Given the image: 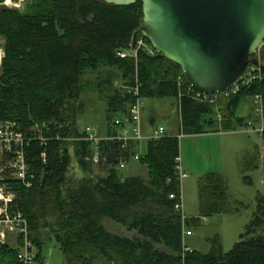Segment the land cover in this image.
<instances>
[{
  "label": "trees",
  "instance_id": "1",
  "mask_svg": "<svg viewBox=\"0 0 264 264\" xmlns=\"http://www.w3.org/2000/svg\"><path fill=\"white\" fill-rule=\"evenodd\" d=\"M141 19L140 1L112 5L99 0H31L23 11L0 5V120H15L24 131L46 122L53 134H77L75 113L82 109L79 100L85 76L104 67L120 72L124 85L133 84L136 73L143 98H174L183 134L243 127L250 115H238L236 109L245 97L261 94L264 98V73L227 98L218 121L214 105L188 96L178 100L177 77L182 72L176 63L144 50L136 57L117 54L129 47ZM261 47L252 58L264 60V44ZM104 82L109 91L104 98L106 129L111 133L113 117L127 112L131 95L112 80ZM120 144L116 140L94 144L52 139L45 163L38 141L26 148V161L36 178L30 187L5 180L14 193L7 211H20L27 219L28 239L37 249L35 264H45L43 249L49 241L58 246L67 264H264V234L257 233L264 225V191L232 249L223 251L217 235L209 239L207 253L186 249L181 216L174 208L176 199L169 198L171 193L180 194L175 161L179 137L165 133L146 141L139 161L147 166L148 180L121 178L119 159L136 152L138 144L131 143L127 151ZM95 154L106 174L75 176L74 167L91 173ZM257 159L255 154L250 157L248 168H256ZM244 179L250 182V176ZM226 194L222 175L210 173L202 178L203 216L206 211H223L221 201ZM105 218L134 231V236L109 231ZM199 219L187 218L186 226ZM18 237L16 246L0 241V264H22L18 258L22 238Z\"/></svg>",
  "mask_w": 264,
  "mask_h": 264
},
{
  "label": "rangeland",
  "instance_id": "2",
  "mask_svg": "<svg viewBox=\"0 0 264 264\" xmlns=\"http://www.w3.org/2000/svg\"><path fill=\"white\" fill-rule=\"evenodd\" d=\"M12 1L19 2V6H12L10 4ZM29 1L31 0H3L0 5L8 6L5 4L8 2L12 7L23 11L25 3ZM2 43L3 39L0 38L1 57L3 54ZM261 46L256 51L258 55ZM258 60L264 65V60H261V58H258ZM261 73L263 72L261 71ZM106 80H112L114 85L125 90L122 76L116 69L100 67L94 72H88L85 76L84 90L79 100L82 103V109L76 110L75 113V126L78 127V130L83 125H89L97 130L99 134L104 135L106 133V102L104 98L109 93L105 88L107 87L104 82ZM226 100L220 98L218 103L212 104L221 117L220 108L224 106ZM79 101L75 103V107L79 105ZM251 111V97H245L238 105L236 113L248 116L252 115ZM141 119L145 129L144 133L151 134L155 127L163 126L166 131H172L179 137L180 164L187 173V176L181 179L180 185L182 210L188 218L200 217L196 224L190 227L186 226L192 233L183 236V244L189 248L207 253L211 247L209 239L217 235L223 251L227 252L232 249L234 244L240 240L239 236L245 231L246 225L253 218L258 195L264 191L262 170L264 137L261 138L256 133H245L239 130L183 134L180 131L176 103L172 97L145 98ZM150 119H153V124L150 123ZM12 121L17 123L15 120ZM17 124L19 125V123ZM146 141V138L140 141L139 149L141 153L146 151ZM254 154L258 157L255 162L257 167L248 168V159ZM97 156V154L94 155L91 173L83 172L74 167L75 176L89 175L94 178L104 176L106 167ZM118 173L121 178L137 175L148 180L146 165L137 160L118 168ZM210 173L220 174L224 177L227 196L221 201L223 211L216 213L206 211L204 217L205 212L202 210V201L199 196V183L202 178ZM246 175L250 176V182L244 179ZM104 225L109 231L120 235L134 236L135 234L134 231H129L125 226L108 218L104 219ZM257 233L264 234V225ZM18 238L17 233L7 232L4 242L16 246ZM43 252L45 264H67L63 254L58 246L54 245L53 241H49L44 246Z\"/></svg>",
  "mask_w": 264,
  "mask_h": 264
},
{
  "label": "water",
  "instance_id": "3",
  "mask_svg": "<svg viewBox=\"0 0 264 264\" xmlns=\"http://www.w3.org/2000/svg\"><path fill=\"white\" fill-rule=\"evenodd\" d=\"M142 3L139 32L163 57L179 65L199 92L228 90L264 66L252 58L264 40V0H99ZM0 206L4 202L0 200Z\"/></svg>",
  "mask_w": 264,
  "mask_h": 264
},
{
  "label": "built area",
  "instance_id": "4",
  "mask_svg": "<svg viewBox=\"0 0 264 264\" xmlns=\"http://www.w3.org/2000/svg\"><path fill=\"white\" fill-rule=\"evenodd\" d=\"M5 4L10 7L19 6V4L15 2L10 3L12 6L9 5L8 2ZM148 42L149 41L138 30L134 33L129 47L123 51H118L117 54L120 57L127 55L136 57L139 50H144L151 55L157 54L158 52ZM263 44L264 40L261 45ZM260 77L261 69L258 66L250 65L248 66L246 76L239 83L232 86L228 90L217 93H204L199 92L190 86L181 73L177 77L178 100L182 96H188L197 102L216 104L220 98L227 99L230 95L236 93L241 87L248 85L251 81L259 79ZM124 88L131 95V101L127 112L122 116H114L111 124L113 128L111 133L106 131L104 135L99 134L97 130L89 125H83L82 128L78 130V133L73 136H63L57 132L53 134L49 123H36L32 125L28 131H24L12 120H0V200L4 202V206H0V241L4 242L7 232H15L21 236L22 245L20 251L18 252V258L22 264H35L34 259L37 249L28 239V222L23 213L20 211L9 213L7 211V205L13 200L14 193L12 190H9L5 180H17L25 187H30L33 184L36 175L26 161V148L32 141H38L40 145L43 146L44 149L41 159L44 163L47 158L46 147L48 142L52 139L59 141L84 140L93 142L94 144H97L102 140H116L121 143L120 147L124 151H127L129 145L133 142L139 144L140 141L146 138L143 134L141 119L145 98H143L140 94L139 82L136 73L134 75L133 84L125 85ZM251 110L252 115H250L247 119L244 126L237 130L245 133H256L263 138L264 98L261 94L251 96ZM221 119L222 117L219 113H217V120L220 121ZM164 134V127L157 126L146 138V140L157 139ZM141 154L142 153L140 151H136L128 157L122 156L119 159L118 167L121 168L125 166L131 160L139 161L141 159ZM103 160H105V158ZM175 161L176 175L181 182V179L186 177L187 173L181 167L180 157H177ZM169 198L176 199L174 208L181 216V222L183 225L182 237L184 235H190L192 232L189 228H186L185 221L188 217L182 210L181 193L178 195L171 193L169 194ZM185 248L189 249V247Z\"/></svg>",
  "mask_w": 264,
  "mask_h": 264
},
{
  "label": "crops",
  "instance_id": "5",
  "mask_svg": "<svg viewBox=\"0 0 264 264\" xmlns=\"http://www.w3.org/2000/svg\"><path fill=\"white\" fill-rule=\"evenodd\" d=\"M13 2V1H12ZM15 3H17L16 1H14ZM13 2V3H14ZM19 3V2H18ZM1 38V37H0ZM175 103H176V100H175ZM176 110H177V114H178V118H179V123H180V117H179V108H178V106H176ZM243 116V115H242ZM150 121V123L151 124H153L154 122H153V119H150L149 120ZM142 129H143V134L145 135V137L147 138L149 135H150V133H144V127H143V122H142ZM165 129V128H164ZM107 130H105V132H106ZM165 133H167V134H169V135H175L172 131L171 132H168V131H166L165 130ZM140 143L137 145V150L136 151H140ZM131 161H134V160H131ZM131 161H129L128 163H130ZM147 167V166H146ZM133 176H137V175H133ZM141 177V176H140Z\"/></svg>",
  "mask_w": 264,
  "mask_h": 264
},
{
  "label": "bare ground",
  "instance_id": "6",
  "mask_svg": "<svg viewBox=\"0 0 264 264\" xmlns=\"http://www.w3.org/2000/svg\"><path fill=\"white\" fill-rule=\"evenodd\" d=\"M0 61H1V55H0Z\"/></svg>",
  "mask_w": 264,
  "mask_h": 264
},
{
  "label": "flooded vegetation",
  "instance_id": "7",
  "mask_svg": "<svg viewBox=\"0 0 264 264\" xmlns=\"http://www.w3.org/2000/svg\"><path fill=\"white\" fill-rule=\"evenodd\" d=\"M264 53V52H263ZM263 65V64H262ZM264 66V65H263Z\"/></svg>",
  "mask_w": 264,
  "mask_h": 264
}]
</instances>
